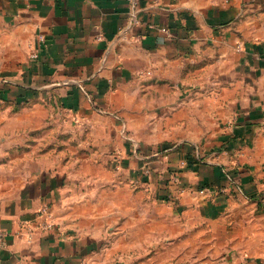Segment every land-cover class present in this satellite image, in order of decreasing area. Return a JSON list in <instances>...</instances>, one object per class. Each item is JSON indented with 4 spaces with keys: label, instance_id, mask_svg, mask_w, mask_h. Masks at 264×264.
<instances>
[{
    "label": "crops",
    "instance_id": "1",
    "mask_svg": "<svg viewBox=\"0 0 264 264\" xmlns=\"http://www.w3.org/2000/svg\"><path fill=\"white\" fill-rule=\"evenodd\" d=\"M0 228V264H249L264 0H0Z\"/></svg>",
    "mask_w": 264,
    "mask_h": 264
},
{
    "label": "rangeland",
    "instance_id": "2",
    "mask_svg": "<svg viewBox=\"0 0 264 264\" xmlns=\"http://www.w3.org/2000/svg\"><path fill=\"white\" fill-rule=\"evenodd\" d=\"M137 181H136V179L132 180L131 185L134 188L141 189L142 184L139 183V181L138 182ZM189 241H190V245H189L190 248H195V250H194L195 252L191 253V256L197 254L196 253L197 251H201L204 248H205L206 256L208 258L222 260V262L225 264H232L234 262V257L238 256V253H236V251L233 252V251L229 250L230 249L229 247H227L226 249L224 248L223 251H221V252H218V251L216 252L212 249V245L204 246L197 238L190 237ZM174 245H179V248L175 249V252H174L175 256L179 257L182 255L188 254L185 251V248L187 246H181L182 244H174ZM252 247H253L254 251L252 253H250L249 256L245 257L246 259L249 260V264H264V251H261V246L257 245L256 242H253ZM209 250H211V251H209ZM241 254L242 253H240V255ZM147 257L148 256H145L143 258H147ZM242 262H244V260H242Z\"/></svg>",
    "mask_w": 264,
    "mask_h": 264
},
{
    "label": "built area",
    "instance_id": "3",
    "mask_svg": "<svg viewBox=\"0 0 264 264\" xmlns=\"http://www.w3.org/2000/svg\"><path fill=\"white\" fill-rule=\"evenodd\" d=\"M114 158L115 160H119V157L117 155ZM176 178H177L176 173H170L171 180H176ZM43 211H45V213L48 212L46 208ZM6 238H7V232L4 229L0 228V248L5 244Z\"/></svg>",
    "mask_w": 264,
    "mask_h": 264
}]
</instances>
